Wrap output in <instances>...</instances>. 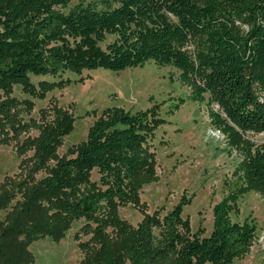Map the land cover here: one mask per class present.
Segmentation results:
<instances>
[{"label":"trees","instance_id":"1","mask_svg":"<svg viewBox=\"0 0 264 264\" xmlns=\"http://www.w3.org/2000/svg\"><path fill=\"white\" fill-rule=\"evenodd\" d=\"M109 35L115 38L103 46ZM149 61L180 72L191 97L207 103L211 125L240 154L246 189L264 193V142L252 137L264 133V0H0L6 93L16 83L28 87L31 73L122 72ZM73 122L63 112L43 127L33 171L46 174L30 178L17 202L10 229L25 238L13 247L0 237V264H33L28 243L39 235L60 240L82 218L86 233L90 222L118 228L121 241L108 244L105 264H124L125 257L131 264H232L248 251L255 228L231 220L228 199L214 207L210 235L201 228L192 233L182 216L185 198L162 218L146 214L137 227L118 218L117 204L137 203L139 189L157 179L154 155L143 145L164 122L154 110L108 107L75 155L58 156Z\"/></svg>","mask_w":264,"mask_h":264},{"label":"rangeland","instance_id":"2","mask_svg":"<svg viewBox=\"0 0 264 264\" xmlns=\"http://www.w3.org/2000/svg\"><path fill=\"white\" fill-rule=\"evenodd\" d=\"M114 38L109 35L103 46ZM179 75L175 67L149 61L122 72L97 68L57 75L31 73L28 87L16 83L10 93L0 89V237L13 247L25 238L10 226L30 178L46 174L45 170L33 171L34 145L43 127L53 125L58 115L67 112L74 121L73 129L62 137L56 152L58 156L75 155L76 146L87 139L103 110L120 106L132 112L154 110L164 122L143 144L154 155L157 179L139 189L137 203H118V218L137 227L146 214L159 213L162 218L185 198L188 203L182 216L189 221L192 233L201 228L210 235L214 207L228 199L231 220L255 228L248 251L232 264H264V193L246 189L240 154L229 148L225 136L211 125L207 103L195 101ZM43 81L63 84L44 88ZM252 137L264 142V133ZM49 164L53 166L55 160ZM92 178L98 180L96 170ZM22 182L26 185L21 189ZM13 192L10 202H1L4 194ZM86 223L84 218L74 221L60 240L39 235L28 243L32 263L105 264L108 244L117 246L121 241L118 228L108 225L98 229L90 222L86 233L82 230ZM124 264H131L130 259L125 257Z\"/></svg>","mask_w":264,"mask_h":264}]
</instances>
